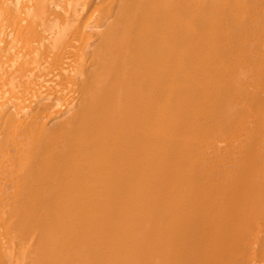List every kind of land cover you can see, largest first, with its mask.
Returning a JSON list of instances; mask_svg holds the SVG:
<instances>
[{
  "label": "bare ground",
  "instance_id": "1",
  "mask_svg": "<svg viewBox=\"0 0 264 264\" xmlns=\"http://www.w3.org/2000/svg\"><path fill=\"white\" fill-rule=\"evenodd\" d=\"M0 264H264V0H0Z\"/></svg>",
  "mask_w": 264,
  "mask_h": 264
}]
</instances>
